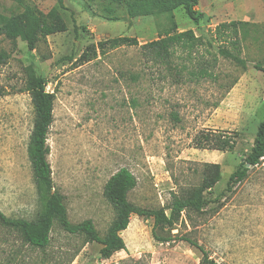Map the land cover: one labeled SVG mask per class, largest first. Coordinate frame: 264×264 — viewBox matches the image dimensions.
Returning <instances> with one entry per match:
<instances>
[{
    "label": "rangeland",
    "instance_id": "1",
    "mask_svg": "<svg viewBox=\"0 0 264 264\" xmlns=\"http://www.w3.org/2000/svg\"><path fill=\"white\" fill-rule=\"evenodd\" d=\"M65 4L68 30L40 40L34 50L24 36L0 40L9 53L0 65V209L25 219H36L43 209L28 156L35 110L26 82L36 75L55 92L48 160L72 223L91 219L102 236L107 233L115 209L104 188L121 168L137 178L128 195L132 203L169 212L174 193L201 184L203 163H219L221 179L207 194L215 199L264 120V100L257 98L264 96V72L254 67L264 65V0H199L198 25L177 8L178 30L193 29L201 41L191 51L177 47L169 64L150 59L142 47L167 34L168 14L131 18L122 9L121 20H109L101 0ZM27 5L47 13L58 1L0 0V14L15 15ZM225 22L236 25L219 29ZM119 36L136 37L139 45L97 48V54L90 48ZM83 54L90 60L82 61ZM203 130L239 132L236 148H197ZM153 225L152 218L132 215L122 232L126 250L110 258L101 256L100 243L58 223L46 248L0 225V264H201L203 252L187 239L219 264H264V157L219 201L201 212L184 211L174 240L156 241Z\"/></svg>",
    "mask_w": 264,
    "mask_h": 264
},
{
    "label": "trees",
    "instance_id": "2",
    "mask_svg": "<svg viewBox=\"0 0 264 264\" xmlns=\"http://www.w3.org/2000/svg\"><path fill=\"white\" fill-rule=\"evenodd\" d=\"M58 6L49 12H44L34 6L27 5L24 11L6 16L0 14V40L4 35L12 40L24 36L30 50H34L40 40H46L49 35L68 30V24L62 14L66 9V0H57ZM98 1V0H92ZM103 3V17L109 20H121L118 10H124L131 18L149 16L154 14H168L172 26L166 35L160 36L143 44L148 51L150 59L169 64L176 54V48L191 51L201 41L193 29L179 31L175 22L174 11L183 7L186 13L199 24L200 15L196 6L199 0H101ZM247 23V22H240ZM236 25V22H225L218 26L219 29ZM139 45L136 37L119 36L100 41L98 45L92 44L90 48L97 54V48L105 51L107 47H121ZM223 52L244 64L239 56L223 50ZM9 59V53L0 49V65ZM82 61L90 60L88 54H83ZM264 72V65L257 63L254 66ZM201 74L207 73L204 68ZM48 80L43 75L29 77L26 90L30 93L34 105V125L28 145V156L31 161L34 180L43 209L36 219L15 218L6 215L0 209V225L18 231L24 241L31 246L46 248L51 242V232L55 223H58L66 232L85 237L87 242H98L102 245L100 253L103 258H110L116 252L126 250V242L122 232L131 222L132 215L137 214L144 219L152 218L153 238L158 242L174 240L173 227L179 221L184 211L201 212L211 203L219 201L225 196L226 191H233L234 187L247 178L250 168L259 165L264 157V120L260 123L254 145L247 156L240 163L228 180L227 188L215 199L207 194L221 179V165L219 163H203L202 182L198 186L182 191V194H173L172 203L166 208L150 209L137 206L129 200V193L137 186V178L128 168H121L107 181L104 194L115 209V216L107 233L102 236L93 220L88 219L81 223H72L68 216L64 196L55 189L52 168L48 160L50 146L48 134L54 120L55 92L47 91ZM239 132L229 134L225 131L203 130L195 139L197 148L212 149L222 152L233 151L237 146ZM187 239V238H184ZM203 252L201 264H219L209 258L206 250L197 243L187 239Z\"/></svg>",
    "mask_w": 264,
    "mask_h": 264
},
{
    "label": "crops",
    "instance_id": "3",
    "mask_svg": "<svg viewBox=\"0 0 264 264\" xmlns=\"http://www.w3.org/2000/svg\"><path fill=\"white\" fill-rule=\"evenodd\" d=\"M257 98H259L260 99V102L262 103L263 102V100H264V96H262L261 97V95H259Z\"/></svg>",
    "mask_w": 264,
    "mask_h": 264
}]
</instances>
